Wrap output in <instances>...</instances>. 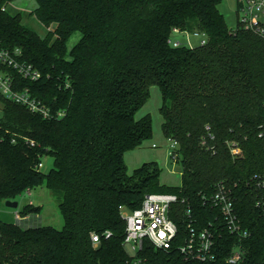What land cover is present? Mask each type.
Instances as JSON below:
<instances>
[{
  "label": "trees",
  "instance_id": "16d2710c",
  "mask_svg": "<svg viewBox=\"0 0 264 264\" xmlns=\"http://www.w3.org/2000/svg\"><path fill=\"white\" fill-rule=\"evenodd\" d=\"M8 1L0 0V41L20 48L41 71L38 83L24 84L56 116L44 119L5 103L0 201L44 187L57 198L64 227L37 225L41 207L25 206L16 224L0 223V264H128L120 207L133 211L148 195H178L181 238L188 208L199 227L220 220L204 197L222 183L233 188L246 238L223 232L214 262L185 260L148 242L142 259L228 264L240 246L239 264H264V40L230 30L222 0H34L31 15L50 29L45 37L5 11ZM176 30L205 35L207 42L175 47ZM77 33L81 38L69 49ZM152 86L162 94L163 135L179 144L180 188L161 186L157 163L132 173L125 165L126 153L153 136L151 116L136 119ZM207 126L215 152L202 145ZM228 142L241 154L232 155ZM47 157L53 166L44 173L38 165ZM93 234L100 237L97 247Z\"/></svg>",
  "mask_w": 264,
  "mask_h": 264
},
{
  "label": "built area",
  "instance_id": "2783aa9c",
  "mask_svg": "<svg viewBox=\"0 0 264 264\" xmlns=\"http://www.w3.org/2000/svg\"><path fill=\"white\" fill-rule=\"evenodd\" d=\"M6 11V8H4ZM238 29L251 32L264 40V0H238ZM175 34H182L178 30ZM188 34V33H186ZM202 34L195 33V36ZM206 37L205 35H202ZM207 39L201 41L205 45ZM170 43L178 47L179 42L171 40ZM192 48V47H191ZM41 71L24 59L20 48H8L0 41V120L3 117L5 103H12L28 110L34 115L44 119H53L55 114L46 106L34 92L25 86V81L38 83L42 79ZM61 116V115H58ZM207 137L202 145L215 152V148L208 145L215 137L211 134L209 126L206 127ZM264 137V133L260 135ZM31 147L36 146L35 141L24 139ZM170 144V157L174 163L180 160L179 144L173 139H168ZM16 143V140H13ZM232 155L241 154L235 142H228ZM155 147V146H154ZM39 170L44 169L43 162L38 165ZM259 183V186H262ZM30 195V191L26 192ZM233 188L222 183L215 193L204 197L205 204L220 212L219 221L210 222L208 226L199 227L192 217V210L188 208L184 214L188 217L184 236L180 238V228L176 223L179 211L176 205L180 201L178 195L151 194L145 197L142 206L133 211L120 207L123 220L126 224L123 247H130L134 254L128 264H149L141 257L146 242L161 251L177 250L185 260L214 262L217 260V240L223 234L236 235L240 240L246 238L248 233L243 230L241 220L235 206ZM184 202V201H183ZM17 220L21 217L16 215ZM109 239L111 234H105ZM95 247L100 243V237L92 235ZM127 252V251H126ZM245 253L240 246H236L227 257L228 264H239L245 260Z\"/></svg>",
  "mask_w": 264,
  "mask_h": 264
},
{
  "label": "rangeland",
  "instance_id": "374dc122",
  "mask_svg": "<svg viewBox=\"0 0 264 264\" xmlns=\"http://www.w3.org/2000/svg\"><path fill=\"white\" fill-rule=\"evenodd\" d=\"M37 7L34 0H9L6 4V11L11 15L20 14L23 18V25L30 28L41 36H46L47 28H45L31 14ZM238 0H222L219 6L220 12L226 19L227 26L230 30H236L238 27ZM81 34H75L68 42V48L72 49L80 40ZM206 37L195 34H173L172 40L179 42L181 45L188 47L200 46L201 41ZM162 106V94L158 86L150 88V98L148 102L137 112L136 119L140 120L147 115H150L153 122V136L145 141L141 147L126 153L125 165L129 173L144 164L157 163L160 171L161 186L180 188L182 186L183 167L181 163H174L171 159L170 144L168 139L163 135L162 123L163 119L160 114ZM155 146V147H154ZM44 173H48L53 166V159L50 157L43 159ZM8 201H0V223H17L16 215L31 202L35 206L41 207V215L37 220L39 226H49L57 230H62L64 227V219L59 210V202L56 197L46 188H38L31 191L30 195L25 193L17 198L18 208L13 209L7 206ZM127 254H134L130 247L126 248Z\"/></svg>",
  "mask_w": 264,
  "mask_h": 264
},
{
  "label": "water",
  "instance_id": "95a60500",
  "mask_svg": "<svg viewBox=\"0 0 264 264\" xmlns=\"http://www.w3.org/2000/svg\"><path fill=\"white\" fill-rule=\"evenodd\" d=\"M7 206L10 207V208L16 209V208H18V203L17 202L8 201L7 202Z\"/></svg>",
  "mask_w": 264,
  "mask_h": 264
},
{
  "label": "crops",
  "instance_id": "0c3cea01",
  "mask_svg": "<svg viewBox=\"0 0 264 264\" xmlns=\"http://www.w3.org/2000/svg\"><path fill=\"white\" fill-rule=\"evenodd\" d=\"M22 21H23V18H22ZM22 25H23V23H22ZM30 29V28H29ZM32 30V29H31ZM34 31V30H33ZM50 31V29H47V33ZM36 32V31H35ZM39 34V33H38ZM40 35V34H39ZM47 35V34H46ZM43 37V36H42ZM45 37V36H44ZM30 204H32V202L30 203ZM32 205H34V204H32ZM35 206V205H34Z\"/></svg>",
  "mask_w": 264,
  "mask_h": 264
}]
</instances>
